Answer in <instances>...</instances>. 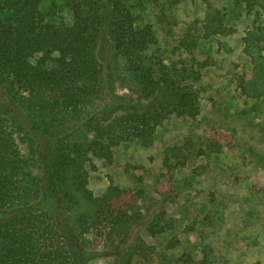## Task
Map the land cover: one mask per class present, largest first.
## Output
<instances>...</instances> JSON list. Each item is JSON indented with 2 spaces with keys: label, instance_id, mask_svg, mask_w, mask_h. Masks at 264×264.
<instances>
[{
  "label": "trees",
  "instance_id": "obj_1",
  "mask_svg": "<svg viewBox=\"0 0 264 264\" xmlns=\"http://www.w3.org/2000/svg\"><path fill=\"white\" fill-rule=\"evenodd\" d=\"M61 1L70 22L55 3L0 0V264H85L112 250L119 264L134 257L148 264L153 246L139 233L127 239L139 225L150 235L172 227L174 172L194 142L166 151L165 184L150 200L113 183L93 195L85 162L89 155L110 161L123 140L150 145L170 115L194 118L203 72L216 62L147 54L152 27L125 0ZM257 3L264 9V0ZM196 44L183 37L177 48ZM116 65L134 82V96L116 91ZM251 79L243 72L237 86L245 91ZM227 136L211 129L197 152H219Z\"/></svg>",
  "mask_w": 264,
  "mask_h": 264
},
{
  "label": "rangeland",
  "instance_id": "obj_2",
  "mask_svg": "<svg viewBox=\"0 0 264 264\" xmlns=\"http://www.w3.org/2000/svg\"><path fill=\"white\" fill-rule=\"evenodd\" d=\"M125 1L140 24L152 27L155 41L147 54L154 51L167 62L210 56L216 63L203 72L194 118L170 115L150 145L123 140L110 161L89 155L87 187L102 195L113 183L150 200L155 187L165 184L166 151L191 139L194 148L174 172L172 184L180 193L166 207L172 227L150 235L139 225L127 243L139 233L152 245L148 264H264V9L258 0ZM51 3L70 22L61 0H42L43 6ZM183 37H195L196 46L177 48ZM119 66L116 91L134 96L135 84ZM243 72L252 76L245 91L236 80ZM211 129L228 134L226 142L219 152L199 154ZM119 253L101 251L85 264H119ZM131 264L145 263L134 257Z\"/></svg>",
  "mask_w": 264,
  "mask_h": 264
}]
</instances>
